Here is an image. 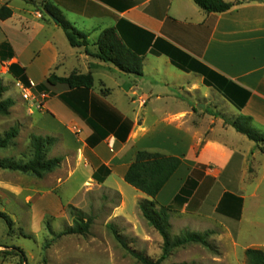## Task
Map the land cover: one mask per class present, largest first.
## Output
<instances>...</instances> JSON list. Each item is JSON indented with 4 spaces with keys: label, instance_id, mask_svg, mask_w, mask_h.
I'll list each match as a JSON object with an SVG mask.
<instances>
[{
    "label": "crops",
    "instance_id": "1",
    "mask_svg": "<svg viewBox=\"0 0 264 264\" xmlns=\"http://www.w3.org/2000/svg\"><path fill=\"white\" fill-rule=\"evenodd\" d=\"M41 1L57 8L67 22L87 36V48L68 46L56 24H28L23 32L21 24L29 20L20 17L17 25L9 1L5 4L12 10V16L0 21L2 26L9 23V33L2 32L0 43L6 41L11 46L14 57L9 63L24 68L32 86L44 84L54 94V97L47 96L43 109L53 119L60 118V124L68 133L65 144L90 164L91 175L103 165L110 170L103 185L113 175L123 180L139 150L177 157L181 164L156 196L158 206L170 208V213L236 221L217 212L221 199L228 193L243 200L240 221L246 200L249 158H255L257 153L264 156V151L257 148L253 151L251 146L239 149L234 137L237 134L239 141H244L242 137L245 136L225 125L223 119L207 114L206 105H198L196 109L192 93L199 92L200 86L205 87L211 96L221 97L238 112L233 115L234 112L228 111L234 119L250 117L252 122L264 126V0H240L238 3L223 0L235 4L234 7L225 13L212 14L201 10L192 0H137L132 7L128 0ZM27 12L24 10L26 15ZM119 20L152 37L154 52L150 49L146 52L140 77L124 74L90 55L97 52L99 34L115 27ZM41 33L45 34L40 37ZM132 33L138 32L133 30ZM17 36L27 42L20 49L15 47ZM166 49L179 52L174 58L176 64L184 68L190 65L205 67L225 82L215 78L208 80L210 86L204 85L201 73L176 67L165 53ZM72 72L91 74L94 86L89 94L131 121V130L124 141L110 135L94 147L87 145L91 129L57 98L68 92V87L46 84L51 73L67 77ZM234 86L249 94L242 107H236V101L231 99L238 93ZM103 88L109 91L104 96ZM223 90H228L230 97H225ZM206 94L203 93L201 99H205ZM210 102L208 100V104ZM53 107L61 114H55ZM182 189L187 193L180 194L184 202L176 199ZM257 189L255 186L249 194L251 199L259 198ZM239 234L238 230L237 236ZM246 249L264 252V244L251 243Z\"/></svg>",
    "mask_w": 264,
    "mask_h": 264
},
{
    "label": "rangeland",
    "instance_id": "2",
    "mask_svg": "<svg viewBox=\"0 0 264 264\" xmlns=\"http://www.w3.org/2000/svg\"><path fill=\"white\" fill-rule=\"evenodd\" d=\"M7 1L14 10L17 25L20 17L28 18L27 24H21L23 32L28 24L54 26L44 10L45 2L0 0V7ZM24 10L29 14L26 15ZM8 27L9 23L0 25V38L2 32L9 33ZM44 34L41 33L40 37ZM60 34L65 40L63 31ZM16 38L17 49L27 44L22 36ZM92 42L89 43L92 45ZM0 82L6 88L3 98L14 101L9 115L0 116V138L12 128L18 131L8 147L0 149V159L19 163L28 161L31 158V135L54 138L47 157L61 159L59 167L42 178L0 169V212L13 222L10 229L0 218V264H21L19 251L23 253L24 264H142L136 255L159 264H247L246 246L264 244V156L261 153L255 158L250 157L247 164L246 200L241 220L218 217L217 221L171 212L166 219L165 232L172 242L186 234L207 235L209 247L195 243L170 246L163 258L164 238L139 208L144 199L142 193L117 175L111 176L104 185L91 180L90 164L65 144L68 133L60 124V118L53 119L43 109L47 96L31 92L26 98V88L8 74L7 64L0 65ZM203 93H207L205 99H201ZM192 96L195 108L206 105L205 112L211 116L225 112L222 115L225 119L234 120L228 111L238 115L221 97L211 96L205 87L200 86L199 92L192 93ZM208 100H211L210 104ZM223 108L228 109L222 111ZM54 111L61 114L56 108ZM251 127L264 133V126L257 122H252ZM235 136L239 149L251 146L253 151L256 150L253 142L245 137H242L244 141H239L238 135ZM255 186H258L259 198L251 199L249 194ZM69 206L92 220L87 234H64L73 225ZM158 209L156 205L154 210ZM238 230L240 234L237 236Z\"/></svg>",
    "mask_w": 264,
    "mask_h": 264
},
{
    "label": "trees",
    "instance_id": "3",
    "mask_svg": "<svg viewBox=\"0 0 264 264\" xmlns=\"http://www.w3.org/2000/svg\"><path fill=\"white\" fill-rule=\"evenodd\" d=\"M128 1L129 6L132 7L137 0ZM192 1L207 14L225 13L231 10L235 5L223 0ZM236 1L238 3L240 0ZM44 10L46 14L48 13L58 20L59 28L63 31L70 47L87 48V36L77 31L69 22H67L57 8L50 4H46ZM11 16L12 10L7 4L2 5L0 7V21H5L11 18ZM133 30L138 33H132ZM151 41L152 37L144 31L123 20H119L115 27L103 30L99 34L96 40L97 52L90 55L101 62L113 65L124 74L140 77L142 76V63L146 52L149 49L151 52H154V47L151 46ZM165 53L170 55L173 64L179 69L185 71L195 70L201 73L204 76V85L206 86L211 85L208 81L209 79L212 80L217 78L218 80L225 82L223 78L209 71L205 67H194L193 65H190L188 68H184L179 64H176L174 58L179 54L178 51H174L173 53L166 49ZM13 57L14 53L11 46L6 41L0 43V65L7 64L8 74L32 93L54 97V94L48 90L46 85L38 84L32 86L26 76L25 69L20 67L17 63H9ZM217 83V86L222 89V84L218 81ZM46 84L48 86L61 84L68 87L69 91L58 95L57 98L91 129L92 135L87 139V145L89 147H94L110 135H113L121 141L126 139L132 127L131 121L124 119L121 115L108 109L99 99L89 94L94 86L91 74L84 75L72 72L67 77H57L51 73L46 79ZM234 89L238 93L234 94L235 96L233 95L235 98L231 96V99L236 101V107H242L248 99L249 94L238 87L234 86ZM5 92L6 88L3 87L0 82V116L9 115L10 109L14 106V101L12 99L3 98ZM108 92V90H102V95L104 96ZM223 94L225 97H230L228 90H223ZM212 116L215 118H222L225 125H230L237 133L245 136L249 141L253 142L257 149L261 152L264 151V133H259L252 129V120L250 117L242 116L234 120H228L220 114H213ZM17 135L18 131L16 128H12L6 132L3 138H0V149L7 148L9 143L15 139ZM54 142V138H44L38 135H31V158L23 163L15 162L11 159H0V169L42 178L53 172L60 165V158L47 157L50 147L53 146ZM180 164L181 160L177 157L139 150L135 153L134 158L123 177L124 183L149 198V200L143 199L139 203V208L145 219H147L164 238L165 250L163 258L167 255V250L170 246L175 247L186 243H195L204 247H209L206 241L207 235L186 234L181 238L174 239L172 242L165 232L166 219L170 213V208L159 206L157 211L154 210V207L158 205L155 202L156 196L173 176ZM109 175L110 170L101 165L92 173L91 179L97 184H103ZM180 194L184 195L187 193H185V189H182L179 196L176 198L177 200L181 199ZM181 200L184 202L185 198ZM242 202L243 200L241 198L226 193L217 207V212L227 215L235 220H239ZM69 209L73 225L68 228L64 234H87L92 220L85 217L81 212L75 210L71 206H69ZM0 218L5 221L10 229L12 228L13 222L6 214L0 212ZM19 254L21 257V264H24L23 253L19 251ZM244 256L247 264H264V252L260 250L246 249L244 251ZM136 257L142 264H159V262L147 260L140 255H136Z\"/></svg>",
    "mask_w": 264,
    "mask_h": 264
},
{
    "label": "water",
    "instance_id": "4",
    "mask_svg": "<svg viewBox=\"0 0 264 264\" xmlns=\"http://www.w3.org/2000/svg\"><path fill=\"white\" fill-rule=\"evenodd\" d=\"M47 15L49 16V18L54 22V24H56L57 26L59 25L58 20H56L53 16H51L50 14L47 13Z\"/></svg>",
    "mask_w": 264,
    "mask_h": 264
},
{
    "label": "built area",
    "instance_id": "5",
    "mask_svg": "<svg viewBox=\"0 0 264 264\" xmlns=\"http://www.w3.org/2000/svg\"><path fill=\"white\" fill-rule=\"evenodd\" d=\"M24 91H25V97L26 98L30 97V94H32L31 91L29 89H27V88ZM42 96L44 97L45 95H42Z\"/></svg>",
    "mask_w": 264,
    "mask_h": 264
}]
</instances>
